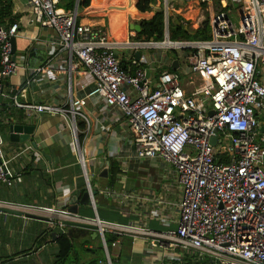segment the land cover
Returning <instances> with one entry per match:
<instances>
[{"label":"built area","instance_id":"built-area-1","mask_svg":"<svg viewBox=\"0 0 264 264\" xmlns=\"http://www.w3.org/2000/svg\"><path fill=\"white\" fill-rule=\"evenodd\" d=\"M28 1L33 20L53 29L59 42L56 53L32 70L25 85L39 75L57 81L61 70L68 100L62 106L17 100L15 104L66 118L91 190V158L81 147L78 119L89 124L84 108L93 99L96 106L109 109L111 121L127 124L136 159H160L173 167L180 195L172 203L177 215L168 204L161 211L163 229L103 220L95 204L93 217L73 214L66 204L41 210L53 215L60 227L63 221L96 226L104 252L98 264H113L110 247L118 246L124 235L146 239L147 254L140 264H179L187 255L210 258L213 264H264V84L258 76L264 66V0H181L197 1L203 11L214 7L218 11L206 17L210 39L175 41L169 33L170 0H164L162 41L130 36L114 40L106 27L78 21L80 0L73 10L61 6L63 0ZM19 35L17 22L0 25V181L9 184L15 179L4 157L1 99L6 95L4 80L21 68L12 45V38ZM127 48L135 53L134 73L124 69L119 59V51ZM168 49L178 50L183 65L164 70L154 85L142 65L155 58V52ZM74 64L83 65L94 79L93 89L84 97L74 94ZM183 72L189 74L185 82ZM16 180L21 181V176ZM108 233L119 236L111 246Z\"/></svg>","mask_w":264,"mask_h":264},{"label":"crops","instance_id":"crops-1","mask_svg":"<svg viewBox=\"0 0 264 264\" xmlns=\"http://www.w3.org/2000/svg\"><path fill=\"white\" fill-rule=\"evenodd\" d=\"M104 1L98 3L97 0H91L90 6L80 8L78 21L106 27L114 40H120L118 37L124 34L125 39L129 36L132 40L145 39L137 38L139 31L135 26L140 25L139 21L142 19L135 9L137 0H130L128 5L118 4L113 0H109L108 3ZM161 1V5H153V12L162 10L165 14V1ZM11 2V12L0 17V22L1 25H8L11 19L17 17L15 22L19 24L20 35L16 38V57L21 68L15 75L4 80L6 95L2 98L1 108L4 119L2 129L4 157L9 160V168L15 180L10 184L0 181V202L3 203V207L44 215L50 220L45 221L0 210V264H52L59 251L58 235L60 231L66 229L72 230L70 233L74 240L85 239L83 250L73 253L75 260L85 263L101 259L104 257L102 243L99 236H93L92 230L72 225L59 226L56 228V235L53 236L55 218L41 210L61 207L64 204L69 209L72 206L71 200L76 197L77 192H85L86 179L74 151L73 136L66 118L47 112L40 113L15 104L17 100L26 105L62 106L68 98L65 87L67 79L61 70L58 72L57 81H47L43 79V75H39L36 81L25 85L32 70L42 66L56 53L59 38L53 29L41 27L33 20L28 0H11ZM188 5H199V3L169 1V33L171 24L178 16L182 17ZM188 11L189 14L192 13V10ZM103 12L107 16H98ZM174 13L179 15L173 18ZM111 19H118L119 23H114ZM186 21L188 20L183 17L181 23L186 24ZM123 22L126 23L125 27L120 29ZM31 52H34L36 57L33 58L32 64H29L25 57ZM155 54V58L149 57V63L145 65L146 70H150V78L154 85L164 70L175 71L172 68L175 60L179 61L178 69L183 65L182 58L175 51L170 53L167 50H159ZM132 55L135 53L130 48L119 51V59L125 63L131 73H133L132 67L135 68ZM148 55H153V51H149ZM65 56V54L61 55V58ZM258 76L264 84V66L260 67ZM72 77L76 96H86L95 85L92 75L83 65H73ZM93 101L92 99L84 108L89 117V124L82 119H78V123L83 124L79 128L80 133L84 134L81 147L85 155L91 158L88 167L91 185L93 189L99 191L94 197L97 214L106 221L144 224L154 229L165 228L166 223L159 215L165 205H169L171 211L177 215V207L172 203H177L180 197L173 167L160 159L142 160L147 161L150 168L137 166L138 162L131 146L132 135L127 124L123 121L116 123L111 121L109 109L102 105L96 106ZM13 122L35 127L31 137L32 141L36 142L35 146L32 143L13 142L10 139V126ZM112 161H116L122 168V174L114 184L109 183ZM104 169L108 170V177L100 176ZM142 173H148L149 176L154 173L151 182L144 184L142 179L145 176H142ZM17 175L21 176V181L16 180ZM27 205L37 209L28 208ZM94 213L92 206L79 204V215L93 217ZM172 226H175V223ZM88 238L92 241H88ZM119 241L118 246L110 247L113 264L143 262L147 254L146 239L141 236L124 235ZM192 256L187 255L179 264H213L210 258L197 260L198 256Z\"/></svg>","mask_w":264,"mask_h":264},{"label":"trees","instance_id":"trees-1","mask_svg":"<svg viewBox=\"0 0 264 264\" xmlns=\"http://www.w3.org/2000/svg\"><path fill=\"white\" fill-rule=\"evenodd\" d=\"M116 3H120L123 0H113ZM91 0H80L79 1V9L90 6ZM98 3L102 2V0H97ZM104 2H110L109 0H105ZM161 0H137L135 9L139 12V15L142 19H140L139 24L141 30L137 32V38H145L146 40H155V41H162L165 38V22H164V13L162 10H157L153 12V5H161ZM76 0H63L61 2V6L65 7L68 10H73L75 8ZM12 2L11 0H0V17L5 16L11 12ZM100 17L107 16L105 12L98 14ZM17 18V17H16ZM15 18V19H16ZM15 19H11V23L15 22ZM79 20V18H78ZM183 17L178 16L177 20L174 21L170 26V38L171 40H193V39H203L207 40L210 39V25L209 19L206 18L202 25L197 28L193 29L190 26V21H186V24L181 23ZM114 23H119L118 19L112 20ZM2 22H0V25ZM125 22L122 23L120 29L125 27ZM120 40L125 39V34L120 35L118 37ZM121 65L124 69H128L123 61H121ZM132 67V72L134 73L137 69ZM142 67L146 68L145 65ZM173 71L172 69H169ZM79 128L83 126L82 123H78ZM84 134L79 133V140L80 142L83 139ZM122 174V168L116 161H112L110 164V175H109V183L114 184L118 181L119 176ZM70 231H60L58 235L57 242L59 245V251L55 261L52 264H97L98 260H91L85 263H82L78 259L73 258V253H75L74 248V239L71 235ZM119 238L118 235L114 233H108L106 235L107 242L109 246L111 243ZM103 249V248H102Z\"/></svg>","mask_w":264,"mask_h":264},{"label":"water","instance_id":"water-1","mask_svg":"<svg viewBox=\"0 0 264 264\" xmlns=\"http://www.w3.org/2000/svg\"><path fill=\"white\" fill-rule=\"evenodd\" d=\"M136 30L140 31L141 27L140 25H136L135 26ZM12 45H13V53L15 54V58H16V38L13 37L12 38ZM27 60L29 61V64H32V60L33 58H35L36 56H34V52H31L30 55H26ZM141 56V53L138 51L136 52V58L139 59ZM178 64L179 61L175 60L172 64V68L174 70L178 69ZM147 76H150V70L147 69ZM2 101V99H1ZM214 111L210 110L209 114L213 115ZM34 129L35 127L33 125H24V124H20L17 122H13L10 126V139L13 142H20V143H32V145H36V142L32 141V134L34 133ZM217 138L213 137L211 139V143L213 145L216 144ZM100 176L102 177H108V170L104 169ZM99 193V191L97 189H89V187H85V192L81 193V191H78L76 194V197H73V199L71 200L72 206L68 209L69 212L73 213V214H79V204H83V205H90L92 206L93 204H95V200L94 197ZM94 200V203L93 201ZM0 210L4 211V212H10V213H15V214H19V215H25L26 217H31V218H36V219H40V220H45V221H49L50 219L44 215H38V214H33V213H24L18 209H10L8 207H3L0 206ZM63 226H78L80 228H84V229H88V230H92L93 231V236L97 237L98 233H97V229L96 226L94 225H89V224H83V223H79V222H71V221H63ZM54 228L55 231L52 232L53 236L56 235V228L59 227L58 225L54 224Z\"/></svg>","mask_w":264,"mask_h":264},{"label":"rangeland","instance_id":"rangeland-1","mask_svg":"<svg viewBox=\"0 0 264 264\" xmlns=\"http://www.w3.org/2000/svg\"><path fill=\"white\" fill-rule=\"evenodd\" d=\"M188 10H192V13L189 14V11ZM212 11H218L217 7H214L210 11H206V10L203 11V7L202 6H199V5H188V7H186L185 12H183L182 17H184L185 19H187L188 21H190V26L192 28L196 29L199 25L201 26V22L203 21V19L206 18V17H208L209 14ZM234 13H235V11H234ZM177 15H179V14L178 13H174L173 14V18H176ZM235 21L236 22L238 21L237 17H235ZM197 23H198V26H197ZM167 51H170V53H174V51L178 53V50L177 49L176 50L175 49H168ZM181 52H184V51H181ZM188 75L189 74H186V73L183 72V74H182V81L183 82H185L188 79ZM142 160H144V159H137L136 160L138 162L137 163V166L142 167V168L143 167L150 168V166L147 164V161H142ZM149 172H150V169H149ZM151 172H152V170H151ZM147 174L148 173H142V176H145V178L142 179L144 181L143 182L144 184L147 183V182H149L150 179L152 178V176H154V173L152 175H150V176L147 175ZM87 240L88 241H92L91 238H88ZM84 241H85L84 238H82V239L80 238L79 240H74V248H75V251L81 252L83 250L82 249V245H83Z\"/></svg>","mask_w":264,"mask_h":264},{"label":"bare ground","instance_id":"bare-ground-1","mask_svg":"<svg viewBox=\"0 0 264 264\" xmlns=\"http://www.w3.org/2000/svg\"><path fill=\"white\" fill-rule=\"evenodd\" d=\"M130 3V0H123L122 2H120L119 4L122 5H128Z\"/></svg>","mask_w":264,"mask_h":264}]
</instances>
